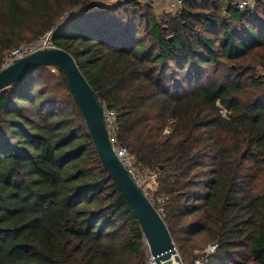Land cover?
Listing matches in <instances>:
<instances>
[{"label":"trees","instance_id":"1","mask_svg":"<svg viewBox=\"0 0 264 264\" xmlns=\"http://www.w3.org/2000/svg\"><path fill=\"white\" fill-rule=\"evenodd\" d=\"M93 1L0 0V67L52 32L117 112L140 174L158 175L183 263L201 239L218 245L206 264H264V77L252 64L264 62V0L253 13L190 0L164 17L138 0ZM49 68L0 92V264H147L66 75Z\"/></svg>","mask_w":264,"mask_h":264},{"label":"water","instance_id":"2","mask_svg":"<svg viewBox=\"0 0 264 264\" xmlns=\"http://www.w3.org/2000/svg\"><path fill=\"white\" fill-rule=\"evenodd\" d=\"M39 67L58 68L65 73L71 93L80 108L100 159L132 209L155 263L162 264L176 256L178 264H182L161 213L144 195L116 157L106 130L102 106L72 55L61 49L36 51L0 71V92Z\"/></svg>","mask_w":264,"mask_h":264},{"label":"built area","instance_id":"3","mask_svg":"<svg viewBox=\"0 0 264 264\" xmlns=\"http://www.w3.org/2000/svg\"><path fill=\"white\" fill-rule=\"evenodd\" d=\"M124 1L127 0H94L92 3V7H94L95 9H105L114 4ZM138 1L146 2V4H150L156 8L164 7V9L168 10L169 13H171L173 16H176L178 11L183 7V5L186 3L187 0H138ZM234 4L241 13H248V12L253 13L255 9V0H234ZM52 36L53 33L50 32L33 43L23 45L17 49L10 51L4 58L0 67V71H3L11 67L19 60L35 53L36 51L44 50V49H51V50L58 49L53 43ZM102 110H103V117H104L106 130L116 157L119 159L122 166L126 169L130 177L134 180V182L141 189L144 195L150 200L151 190L155 189V187L157 186L158 175L147 174L143 176L140 174L138 168L136 167L135 159L131 155L130 151L126 147L122 146L118 141L117 112L107 108L105 105L102 106ZM224 116H226L225 113ZM159 202H160V206L163 207L164 203L166 202V199L161 198L159 199ZM217 250H218V245L216 244L209 245L202 252L201 256L198 257L193 262V264H206L209 261V259L217 252ZM147 264H156L153 258L151 257L150 253H149V258L147 260Z\"/></svg>","mask_w":264,"mask_h":264},{"label":"rangeland","instance_id":"4","mask_svg":"<svg viewBox=\"0 0 264 264\" xmlns=\"http://www.w3.org/2000/svg\"><path fill=\"white\" fill-rule=\"evenodd\" d=\"M187 1H190V0H187ZM186 1V2H187ZM141 3H143V4H146V2H141ZM150 5V4H149ZM152 6V5H151ZM92 8H94V7H92ZM183 8V7H182ZM182 8L178 11V13H180V11L182 10ZM86 10H88V8H86V9H80L78 12H76L77 14H79V13H82L83 11H86ZM98 10H100V9H98ZM153 13H154V15L155 16H157V17H164V16H173L171 13H169V11L168 10H166V9H164V7H162V8H156V7H153ZM177 13V14H178ZM62 25H64L63 23H62ZM61 25V26H62ZM252 64L255 66V71L257 72V74H259V75H261V76H263L264 77V62H263V59L261 58V57H254L253 58V61H252ZM50 69V71H51V73L53 74V75H55V76H57L58 77V70L56 69V68H49ZM169 134V131L168 130H166V132H165V135H168ZM155 189H156V187H155ZM155 189H153V190H151V199L150 200H152L151 202H152V204L153 205H157L158 206V208H160L158 211L160 212V213H162L161 211H162V207L160 206V202H159V200H156L154 197H153V195H154V192H155ZM194 244H195V247L193 248V249H189L190 251H191V254H189L188 255V257H187V259H186V261L183 263V261H182V264H193V261L191 262V260L194 258V257H200L201 256V254H202V252L209 246V245H207V246H204V244H203V242L201 241V239H198V240H194ZM176 245V244H175ZM203 246V247H202ZM177 247V246H176ZM177 251H178V253H179V256H180V252H179V249L177 248ZM180 258H181V256H180ZM195 261V260H194Z\"/></svg>","mask_w":264,"mask_h":264},{"label":"bare ground","instance_id":"5","mask_svg":"<svg viewBox=\"0 0 264 264\" xmlns=\"http://www.w3.org/2000/svg\"><path fill=\"white\" fill-rule=\"evenodd\" d=\"M162 264H178V259L176 256H173L167 261H164Z\"/></svg>","mask_w":264,"mask_h":264}]
</instances>
